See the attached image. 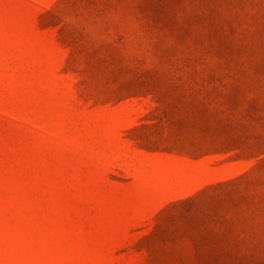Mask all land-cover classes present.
I'll return each instance as SVG.
<instances>
[{"label":"rangeland","instance_id":"374dc122","mask_svg":"<svg viewBox=\"0 0 264 264\" xmlns=\"http://www.w3.org/2000/svg\"><path fill=\"white\" fill-rule=\"evenodd\" d=\"M0 264H264V0H0Z\"/></svg>","mask_w":264,"mask_h":264}]
</instances>
